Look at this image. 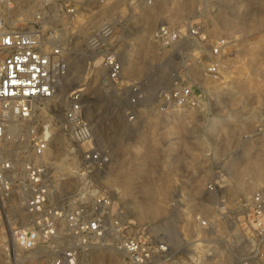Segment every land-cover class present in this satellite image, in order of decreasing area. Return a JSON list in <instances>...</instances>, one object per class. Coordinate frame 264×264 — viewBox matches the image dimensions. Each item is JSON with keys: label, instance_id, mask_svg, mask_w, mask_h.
Here are the masks:
<instances>
[{"label": "rangeland", "instance_id": "obj_1", "mask_svg": "<svg viewBox=\"0 0 264 264\" xmlns=\"http://www.w3.org/2000/svg\"><path fill=\"white\" fill-rule=\"evenodd\" d=\"M83 1V13H78L75 21L67 25L66 29H62V36L66 38L68 47L62 58L63 64L67 63L70 56L83 51L82 41L93 25L102 18H112L116 30V49L123 47L124 42H127L134 64L151 60L162 66L150 72L147 69L144 71L146 73L143 72L137 77L123 74L125 83L121 85L125 86V91H121L120 85L117 98L121 106L119 112H122L120 116L125 118V121L131 122L134 132L131 136L119 140L118 149L113 150L114 147H110L115 131V125L111 123L114 117L107 114L110 108L105 112L102 110L96 116L101 125L98 135L94 136L97 149L107 155V162L112 154L115 162L132 169L130 191L122 193L121 203L112 198L122 209L124 219L140 225H151L154 232L163 233L153 228V223L161 219V216L139 221L128 216L137 209V204L149 200L150 195L145 191L148 184L154 181L165 182L164 203L169 210L175 206L177 198L190 195L193 197L188 207L191 210L186 211L184 205H181L176 212L181 218L175 223L177 231L181 232V236L189 237L193 230V214L207 217L214 229L213 233L221 238L217 257L210 264H226L225 251L229 248L228 242L233 239L231 226H236L242 234L239 243L246 242V237L250 235L248 232L252 231V213L244 203L247 197L264 186V0H192L193 6L188 10L177 7L179 0ZM21 3L24 11L27 9L26 13L35 9L31 0ZM194 14L196 15L193 17ZM194 19L201 23V32L210 43L218 37H225L227 41L220 55L219 79L208 80L202 74L200 62L208 55L205 44L198 40L181 39L176 45L164 48L152 37L153 29L162 21L176 23L183 33L185 22ZM225 20L231 23L225 25ZM210 21L212 25L209 24ZM147 23L150 28H147ZM83 54L84 57L87 55ZM94 60L96 59L92 57L85 60L82 74L85 77L80 81L83 87L91 80L92 71L101 69L98 65L94 66ZM64 72V76L57 78L58 83L69 76L65 67ZM173 74L178 77L180 74L185 83L191 82L201 90L198 107L158 111L156 94L160 89L170 87L174 79L179 80L178 77L172 79ZM98 76L99 80L96 82L100 81L105 85L107 82L103 80L104 75L99 73ZM129 84L137 85L139 89L140 97L134 103L129 101L132 97L131 92L126 89ZM73 87V84H69L66 88L64 105H59L54 96L38 103L37 120L34 123L43 126L49 119L62 115L67 105L68 92ZM56 88L58 89L57 86ZM91 102L88 101V104ZM95 105L90 106L91 114L101 109ZM126 112L133 113L134 118L129 120L128 116L124 117ZM231 112L247 119L240 123L228 121L226 117ZM214 119L218 124L210 128V122ZM26 125H20L21 133L18 134L21 140H26ZM53 143L55 144V141ZM61 143H66L64 136ZM28 146L27 142L21 151L15 150L17 153L13 161H16L17 166L21 160L26 159L24 150ZM68 155L70 153L66 158H69ZM70 158L73 159V155H70ZM101 169L108 172L105 165ZM97 170H91L89 178L97 188L111 195L109 187L114 188L101 183ZM64 175L60 177L63 178ZM69 175L74 178L71 187ZM75 176V173L69 172L65 177V190L57 186L60 188V194L67 192L66 189L73 193L80 188L82 179ZM210 180L215 182V190L211 192L205 189ZM16 190L14 186V191ZM209 193L217 195L221 201L219 206L214 203H210L206 208L199 206V200ZM13 195H17L16 200L11 198V208L8 211L0 198V264H36L34 257L20 252L10 242L9 225L14 226L26 221L23 211H20L21 195L18 192ZM223 202H226V205ZM199 209L203 212H198ZM17 211L21 213L22 220L11 224L12 215ZM164 238L170 242H180L178 236L166 234ZM242 248L243 251H238L241 253L233 252L235 258L232 264H259L244 253V249L249 250L250 245ZM103 256L102 262L99 261L98 264H123L122 255H115L113 261L108 260L106 255Z\"/></svg>", "mask_w": 264, "mask_h": 264}, {"label": "built area", "instance_id": "obj_2", "mask_svg": "<svg viewBox=\"0 0 264 264\" xmlns=\"http://www.w3.org/2000/svg\"><path fill=\"white\" fill-rule=\"evenodd\" d=\"M83 3V0H31L35 9L21 13L18 18L14 13L19 10L13 7L12 1L0 0V198L11 194L16 186L26 217L23 223L8 227L10 242L20 252L34 257L36 264H85L84 252L107 245L122 254L123 264H210L217 257L221 238L215 236L218 234L213 233L207 217L193 214L192 235L184 237L177 231L180 242H170L164 233L154 232L151 225L124 219L122 209L112 196L93 184L89 172L101 169L107 157L97 149L86 119L85 87L81 84L68 92L67 105L55 129L63 133L66 151L76 160L82 185L73 193L66 189L60 196V188L52 183L48 151L52 118L44 127L34 121L38 103L53 97L57 78L65 75L62 58L68 47L62 29L75 21L78 13H83ZM201 28L199 21L189 20L181 33L176 23L162 21L153 29L152 37L167 48L181 39L197 41L204 35ZM114 34L112 18H102L82 41L84 51L97 59L104 71V82L113 84L118 82L122 68ZM226 44L225 37L211 42L206 59L200 62L206 79L220 78V55ZM121 86V91H125V86ZM126 89L132 95L129 101L134 103L140 97L138 86L129 84ZM156 96L158 111L193 109L199 105L201 90L191 82L185 83L179 74V80L174 79L170 87L160 89ZM129 112L126 114L131 120L134 115ZM14 123L27 124L29 146L24 150L27 159L20 173L13 159L4 153L6 128ZM205 189L214 191L215 182L208 181ZM244 206L252 213V231L240 246L250 245L244 253L264 264L262 194L252 193Z\"/></svg>", "mask_w": 264, "mask_h": 264}, {"label": "bare ground", "instance_id": "obj_3", "mask_svg": "<svg viewBox=\"0 0 264 264\" xmlns=\"http://www.w3.org/2000/svg\"><path fill=\"white\" fill-rule=\"evenodd\" d=\"M12 1V5L13 7H15L16 9L19 10V12H15L14 16H17L18 18L20 17L21 13H26L25 11H27V9H23V4L21 2H24L25 0H10ZM192 0H179L177 3V7L180 6L182 9L188 10L191 6H193V4H191ZM135 5L132 6V8H134ZM180 8V9H181ZM196 14L193 15V17ZM224 24H230L231 22H229L228 20L223 21ZM151 23V22H150ZM209 24L212 25V22L210 21ZM150 24L147 23V28H150ZM145 28V29H147ZM201 31V29H200ZM201 34L203 35V33L201 32ZM116 37V30H115V34H114V39ZM199 42L203 43L206 45L208 51H209V47H210V42L208 40H206V38H204L203 36H200L198 39ZM128 43L124 42V46L123 47H118V57L121 63V73H120V77L118 79L119 84L115 83L113 84L112 82L107 80V83L105 85H103L100 81L96 82L98 79V75L99 73H102L104 75V72L102 69H97L96 71H92L93 76L91 77V80L86 82V86L84 88V102H85V111H86V119L89 123L90 129L92 131V135L93 137L95 135H98L99 131H100V122H99V118H97L96 116L103 110L105 112V110L107 108H110V110L107 111V114H111L110 117H114V119L112 120V124L115 125V131L113 133L114 136V140L111 142V146L110 147H114L113 150L118 149V145L120 143L119 140H121L123 137H129L133 134L134 130L132 129L131 126V122L129 121H125L122 116H120L119 111L121 110V106L119 105V101H118V96H119V86L121 84H124L125 81L122 79L123 74L126 76H138L141 75L144 71H146L148 69V71H152V69H159L162 68V66L160 64H155L153 63L151 60H144L141 64H134L133 61L131 60V54H130V48L127 46ZM86 53L83 49V51H79L76 54H74L73 56H70L71 58L67 61V63H65V68L69 71V76H67L65 78V80H63V82H60L57 84L58 89L55 87L54 89V93L53 96L56 97V102H58L59 105L65 103L66 101V95H65V91L66 88L68 87L69 84H73V86L79 85L81 84L80 81L85 77L83 74L84 71V64H85V60L88 57H91V55L89 53H87V55L84 57V54ZM94 66L98 65V60H94ZM90 68V67H89ZM72 70V71H71ZM71 71V72H70ZM147 71V72H148ZM146 73V72H144ZM178 75L173 74L171 76V78H177ZM179 79V77H178ZM99 80V79H98ZM56 89L58 90V92H56ZM92 101L91 104H88V101ZM95 105L100 107L101 109L99 111H97L94 114H91L90 112V106ZM93 107V108H95ZM176 110V109H175ZM123 111V109H122ZM92 116V117H91ZM124 117L127 116L126 113L123 114ZM226 119L228 121H233V122H238L240 123V121L243 122V119L246 120V117H241V116H237L235 113L231 112L230 114H228V116L226 117ZM61 122V115H58V117H54L52 119V124L51 127L49 128L51 134H50V139L48 142V151H49V160L51 163V167H52V183L55 185V188H57V186H59L61 189L65 190V184H66V176H68L69 172L75 173V177L77 178L78 176L80 177L81 175H78V171H77V163L76 160H73L72 158H70V155H72L70 153V155H68L69 158L67 157V154H69L70 151H66V143L62 144L61 141L63 140V135L60 132H58L55 129L56 124H60ZM245 122V121H244ZM217 120L214 119L210 122V128L216 126ZM46 125V123H45ZM44 127V125L42 126ZM6 133L8 135V137L5 139L4 141V153L5 156L8 158H12L15 159L16 156V151L19 150L21 151L23 149V147H25V145H27V132H26V140L19 138V134L21 133V129H20V125L19 124H12V125H8V127L6 128ZM19 133V134H18ZM24 134V133H23ZM16 136V139H14V137ZM15 140V142H14ZM95 140V139H94ZM55 141V144L53 143ZM114 142V143H113ZM116 142V143H115ZM68 149V148H67ZM16 150V151H15ZM20 153V152H18ZM103 155H106L105 153H102ZM107 157V155H106ZM110 160L105 162V167H107L108 172H104L102 169H98L97 172L99 173L98 177L101 176V183L104 186H112L114 189H110L109 187V191L111 193V196L117 200L119 203H121V196L123 192H127L130 191V185H131V178H130V171L132 170L130 168V166H124L123 164H118L117 162L114 161V157L111 154L110 156ZM27 159V156H26ZM24 159V160H26ZM72 159V160H71ZM24 160H21L20 164L17 166L15 164V162L13 161V163L15 164V167L17 168V171H19V173L21 172L20 168L22 163L24 162ZM123 165V166H122ZM138 165V164H137ZM137 165H135L137 167ZM141 165V164H140ZM74 167L75 170L72 168ZM132 167V166H131ZM141 167V166H139ZM138 167V168H139ZM133 168V167H132ZM73 169V171L71 170ZM134 169V168H133ZM136 169V168H135ZM64 175V177H60L61 175ZM72 175V174H71ZM69 175L70 178V187L72 186V179L73 176ZM78 175V176H77ZM114 177V178H113ZM113 178V179H112ZM133 181V180H132ZM73 182V181H72ZM150 184V185H149ZM148 186L146 187V192L147 194L150 195L149 200H147V202L144 203H140L137 204V209L133 212H130L128 214V216H131L132 219L134 220H141L143 218H155V217H160L161 219H159L158 221H153V228L155 230H161V232L165 233V235L167 234L168 236H178L177 233V229L175 227V223L181 219L179 214H177L176 212L179 210V207L182 205H184V209L186 211H190L191 209H189V202H192L193 197H191L190 195H186L183 196L182 198H177L176 199V204L173 208H171V210L168 209V207L165 205L164 203V191L166 189L165 186V182L163 181H154L152 183H149ZM260 193L262 194L263 198H264V186H261L259 188ZM13 193L15 194V191L13 189V191L11 192V194H9L6 197H2L1 200H3L4 203V207L7 209V211L11 208V198L16 200V196L17 195H13ZM65 193V192H64ZM183 193V192H182ZM13 195V196H11ZM60 196H62L63 194H60ZM199 206H203L204 208H206L207 206L211 205L210 203H214L215 206H219L221 204V201L219 200V198L217 197L216 194L214 193H209L205 198L199 200ZM224 205H226V202H223ZM14 206V205H13ZM21 208V212L23 211V208ZM198 212H203L202 209H199ZM15 215V216H14ZM14 215H12L13 219L10 221L11 224H15L17 222H20L21 219V213L19 211H17L16 213H14ZM9 217V216H8ZM7 217V218H8ZM20 220V221H19ZM14 222V223H12ZM11 226V225H9ZM12 227V226H11ZM152 228V227H151ZM232 228V235H233V239L228 242V249H226V264H232L235 258V255H233V252L235 253H241L238 252L243 251V248L241 246H239V241H240V237L242 236L241 232H239L238 228L236 226H231ZM153 230V229H152ZM154 231V230H153ZM239 243V244H238ZM242 248V249H241ZM102 251V252H101ZM237 251V252H236ZM93 253L98 254V255H93ZM113 251V248L111 245H107L104 247L101 246H95L92 247L91 249H89L88 251L83 253L84 256V263L85 264H98L99 261H101V258L103 255H106V257L108 258V260L113 261L115 259V255H119V257H121V253H116ZM234 253V254H235ZM104 257V256H103ZM100 258V260H99ZM118 258V257H117ZM104 260V259H103ZM120 260V258L118 259ZM102 262V261H101Z\"/></svg>", "mask_w": 264, "mask_h": 264}]
</instances>
